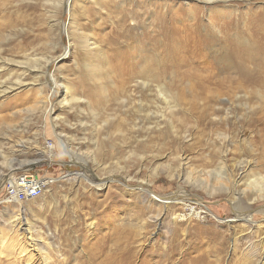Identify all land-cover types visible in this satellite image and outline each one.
<instances>
[{
    "label": "rangeland",
    "instance_id": "1",
    "mask_svg": "<svg viewBox=\"0 0 264 264\" xmlns=\"http://www.w3.org/2000/svg\"><path fill=\"white\" fill-rule=\"evenodd\" d=\"M60 1L0 0V264H264V86L173 67L151 34L204 7L199 33L220 24L213 66L226 41L254 43L264 0L213 13L196 0H165L168 12L161 0H71L68 14ZM23 175L47 181L42 196L8 202Z\"/></svg>",
    "mask_w": 264,
    "mask_h": 264
},
{
    "label": "bare ground",
    "instance_id": "2",
    "mask_svg": "<svg viewBox=\"0 0 264 264\" xmlns=\"http://www.w3.org/2000/svg\"><path fill=\"white\" fill-rule=\"evenodd\" d=\"M184 1L187 2L188 0H184ZM229 1H232V0H196V3H203V4H205V6H208V7H210V5H211V7L208 8L209 12H207V13H213L212 11L215 9V7L217 9V7L219 6L218 4H214L215 2H218V3H221V4H225L226 2H229ZM161 2H162V8L164 10H167V12H168V10L170 8V6H169L170 2H167V1L165 2V0H161ZM59 3L60 4H62V3L64 4L65 3V7H66V12L65 13L68 14V12L70 11L69 10V6H70V3H71V0H67L66 2H63L61 0ZM214 5H216V6H214ZM227 7H229V6H226V8ZM203 8L204 7L199 9L198 7L196 8V6H191L189 8L188 12H189V14H192L193 19H194V20L191 21V23H193L191 25L183 24L181 26H177V23H178L177 21L169 19V25H167V24L163 25V23H162V29H161L162 32H161V34L163 36L162 35H158V33L155 32V30L151 31V34L155 33L157 35V37H160V36L164 37V39L162 41H157V43H156V46L161 44L163 46V48H161V47H155V48L160 49V51H162L172 61V66L173 67H177V68H184V67L187 68V67H189L190 70H193V71H196V72L203 71V72H208V73H211L209 69H212V67H214L213 69H218L220 71H225L227 69V71H231L232 75L240 77V79H242V81L243 80L245 81V79H246V80H248L249 82H252V83L260 82V85L264 86V67H262V69L259 70V69L254 68V67L251 66V64H252L251 62H253V63L254 62H260L261 66H264V18H262V19L261 18L254 19L252 21V26H249V28L252 30V34H253L252 36L254 38V43L253 44H251V41H248V43L245 42V45L240 43L239 41H234V42L231 41V42H229L230 43L229 46L226 47V42H227L226 41L225 42V46L223 47V50L224 51L226 50L225 52H227V53L224 52L225 53L224 54V53L220 52V54L222 55V56L220 55V57L223 58L226 61H221L219 59V62L216 60L218 65L215 62L216 65L209 66L208 65V57L213 52L212 47H213V45L215 43V39L213 38L212 34H213V32H215V30H217V28H218V26L220 24L213 23L214 21L213 22L212 21L209 22L208 25H207V29H208L207 32L204 35H201L199 33V27H201L202 25L197 21V19L201 20V18H202L201 14H203V12H204L202 10ZM216 11L219 13L218 15H220L221 17L224 16L227 13L226 10L222 11L221 9L220 10H216ZM198 13H199V16H198ZM161 18H163V17H161ZM187 20L188 19H186L185 21H187ZM136 25H137V23H134V26H136ZM227 29H228V31H230L229 28H227ZM60 32H61L62 36L66 37V39L69 38V36H68L69 35L68 34V28L66 26H62V29H61ZM226 35H229V33L226 32ZM85 38H86V40H88L87 37H85ZM159 39H161V38H159ZM66 43H67V41H66ZM71 43L68 46L64 47L63 56H67V55H69L71 53ZM141 52H145V51H141ZM58 60H59V58L52 57L51 61L48 62L47 64H51V65L55 64L56 65V62ZM102 60H104V61L107 60L106 55H104V53L101 56V59H99V61L102 62ZM248 65L252 69H250V67ZM255 72H260L261 73L259 75L260 77H257L255 75L256 74ZM227 73L229 74V72H227ZM205 77H206V75H205ZM207 79H211V77H209ZM198 80H199V78H198ZM48 82H49L50 86L53 88L54 93L55 94L58 93V84H57V82L55 81V79L52 76L49 77ZM62 143H64V142H62ZM263 179L264 178H261V185H260V188H259L260 192H264V188H263L264 181H263ZM99 181H101V180H99ZM105 181H108V179L105 180ZM104 184L105 183H101V184H97L96 186L99 188V187H102ZM251 186H254V185L251 184ZM159 199L162 201V198H159ZM170 199L173 200V201H171V203L173 202V203H177V204H181V205L184 204V202H180L179 200H177L174 197L173 198H167L165 200H170ZM191 210L192 209L190 208L189 211L191 212ZM194 212L195 211L192 210V212L190 214L191 215H195ZM175 218L179 219L180 217L176 216ZM67 233H69V232H67ZM69 241H70V239H69ZM63 242H65V241H63ZM115 251L116 252L117 251L121 252L123 250H121V249L119 250L118 249V250H115ZM108 257H109V255H108ZM123 260H127V258H125V256H123V257L120 256L119 257V256L115 255V257H112L110 255L109 261H103V258H102V260L100 259L98 261V258L94 257V258H91V259L89 258L88 259V264H122ZM46 264H49V263H46Z\"/></svg>",
    "mask_w": 264,
    "mask_h": 264
},
{
    "label": "built area",
    "instance_id": "3",
    "mask_svg": "<svg viewBox=\"0 0 264 264\" xmlns=\"http://www.w3.org/2000/svg\"><path fill=\"white\" fill-rule=\"evenodd\" d=\"M46 182L25 175L18 176L5 186L4 198L16 204L39 198L45 190Z\"/></svg>",
    "mask_w": 264,
    "mask_h": 264
}]
</instances>
